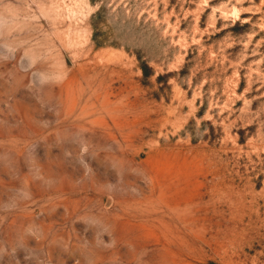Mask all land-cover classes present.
<instances>
[{
    "label": "rangeland",
    "instance_id": "rangeland-1",
    "mask_svg": "<svg viewBox=\"0 0 264 264\" xmlns=\"http://www.w3.org/2000/svg\"><path fill=\"white\" fill-rule=\"evenodd\" d=\"M0 264H264V0H0Z\"/></svg>",
    "mask_w": 264,
    "mask_h": 264
}]
</instances>
